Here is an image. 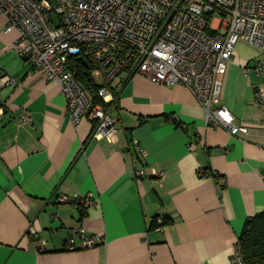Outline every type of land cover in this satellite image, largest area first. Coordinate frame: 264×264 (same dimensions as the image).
I'll return each mask as SVG.
<instances>
[{
	"label": "crops",
	"instance_id": "obj_1",
	"mask_svg": "<svg viewBox=\"0 0 264 264\" xmlns=\"http://www.w3.org/2000/svg\"><path fill=\"white\" fill-rule=\"evenodd\" d=\"M7 23L0 10V70L16 77L0 87V264H235L246 220L264 211V53L238 42L222 77V104L248 133L209 124L186 86L126 70L111 143L93 138L88 119L72 121L60 83L31 72ZM89 193L95 206L57 201ZM75 227L105 242L69 250Z\"/></svg>",
	"mask_w": 264,
	"mask_h": 264
},
{
	"label": "built area",
	"instance_id": "obj_2",
	"mask_svg": "<svg viewBox=\"0 0 264 264\" xmlns=\"http://www.w3.org/2000/svg\"><path fill=\"white\" fill-rule=\"evenodd\" d=\"M0 10L8 18L5 32H19L16 47L31 72L60 83L72 121H91L94 139L118 141L115 88L126 70L155 83L186 86L205 108L209 124L232 135L249 132L222 104V77L238 42L246 41L264 53V0H0ZM76 56L89 58L100 71L103 103L95 105L78 80L72 65ZM256 68L264 71V56ZM15 82L16 77L0 70V87ZM255 103L264 109V87L257 88ZM6 110L0 105V114ZM21 119L29 122L31 116L24 112ZM137 150L146 155L142 147ZM145 174L144 169L137 171L138 177ZM152 176L162 180L165 173L153 169ZM57 201L81 208L98 202L91 193L61 194ZM159 222L163 226L164 219ZM104 242L102 234L84 227L70 229L64 240L69 250ZM46 245L40 240L39 251ZM233 260L244 264L238 246Z\"/></svg>",
	"mask_w": 264,
	"mask_h": 264
},
{
	"label": "trees",
	"instance_id": "obj_3",
	"mask_svg": "<svg viewBox=\"0 0 264 264\" xmlns=\"http://www.w3.org/2000/svg\"><path fill=\"white\" fill-rule=\"evenodd\" d=\"M72 65L77 71L80 83L92 94L94 104L103 103L99 96L100 84L93 78L95 69L93 62L89 58L85 60L76 56L72 58ZM237 246L244 264H264V211L246 220Z\"/></svg>",
	"mask_w": 264,
	"mask_h": 264
},
{
	"label": "rangeland",
	"instance_id": "obj_4",
	"mask_svg": "<svg viewBox=\"0 0 264 264\" xmlns=\"http://www.w3.org/2000/svg\"><path fill=\"white\" fill-rule=\"evenodd\" d=\"M218 18H219L218 16H215L214 21L217 22ZM93 75L95 77V82L97 84H101L102 83V75H101L100 71L95 68L93 71Z\"/></svg>",
	"mask_w": 264,
	"mask_h": 264
}]
</instances>
